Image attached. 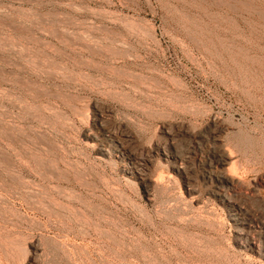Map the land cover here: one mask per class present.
<instances>
[{
	"label": "rangeland",
	"instance_id": "rangeland-1",
	"mask_svg": "<svg viewBox=\"0 0 264 264\" xmlns=\"http://www.w3.org/2000/svg\"><path fill=\"white\" fill-rule=\"evenodd\" d=\"M0 264H264V0H0Z\"/></svg>",
	"mask_w": 264,
	"mask_h": 264
},
{
	"label": "bare ground",
	"instance_id": "bare-ground-1",
	"mask_svg": "<svg viewBox=\"0 0 264 264\" xmlns=\"http://www.w3.org/2000/svg\"><path fill=\"white\" fill-rule=\"evenodd\" d=\"M229 160V158H227V156L226 155H222V156H218L217 157V155L215 156V161L220 165V164H226L227 163V161ZM228 177V176H227ZM224 178H226V177H224ZM225 180V179H224ZM226 180H228V181H226V182H228L229 184H230V186H232V187H234V183L235 182H231V181H229V179H226ZM222 183V182H221ZM159 184V183H158ZM161 184V183H160Z\"/></svg>",
	"mask_w": 264,
	"mask_h": 264
}]
</instances>
